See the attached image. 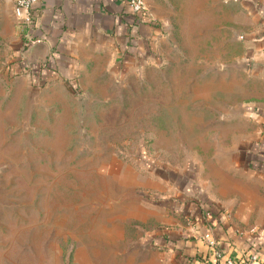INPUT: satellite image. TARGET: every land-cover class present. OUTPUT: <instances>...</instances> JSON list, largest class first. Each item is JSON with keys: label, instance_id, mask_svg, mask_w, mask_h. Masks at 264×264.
<instances>
[{"label": "crops", "instance_id": "obj_1", "mask_svg": "<svg viewBox=\"0 0 264 264\" xmlns=\"http://www.w3.org/2000/svg\"><path fill=\"white\" fill-rule=\"evenodd\" d=\"M15 1L0 0V101L20 85L74 93L80 69L106 67L120 79L131 68L176 64L172 0H145L143 15L127 0H39L27 33L45 50L30 52ZM250 1L261 31L248 34L245 54L215 73L209 91L193 94L198 108L188 120L182 113V143L155 141L165 159L143 147L134 161L110 159L99 174L102 199L72 207L63 238L73 247L61 253L68 264H208L215 250L221 261L257 251L264 264V0ZM31 62L43 70L36 80Z\"/></svg>", "mask_w": 264, "mask_h": 264}, {"label": "rangeland", "instance_id": "obj_2", "mask_svg": "<svg viewBox=\"0 0 264 264\" xmlns=\"http://www.w3.org/2000/svg\"><path fill=\"white\" fill-rule=\"evenodd\" d=\"M172 2L176 64L131 68L120 79L106 67L80 69L77 93L20 85L0 101V264H68L61 253L73 247L63 238L72 207L102 199V164L134 161L141 147L165 159L155 141L182 143V113L188 120L198 108L193 94L209 91L263 25L254 1Z\"/></svg>", "mask_w": 264, "mask_h": 264}, {"label": "built area", "instance_id": "obj_3", "mask_svg": "<svg viewBox=\"0 0 264 264\" xmlns=\"http://www.w3.org/2000/svg\"><path fill=\"white\" fill-rule=\"evenodd\" d=\"M39 0H16L14 5V14L17 20V24L21 28L22 35L24 36V49H28L30 45L34 42L38 41L27 33L28 29L32 27L33 23V14L32 10L35 5L38 3ZM128 7L132 13L135 14H144L146 11V4L145 0H127ZM36 66L35 63L31 62L29 64V69L32 70ZM208 238V243L210 245L214 244V240ZM222 253L219 250H215L214 258L208 264H256L258 262V253L254 251L250 253L245 259L243 260H234L231 257H226L223 261L222 260Z\"/></svg>", "mask_w": 264, "mask_h": 264}, {"label": "trees", "instance_id": "obj_4", "mask_svg": "<svg viewBox=\"0 0 264 264\" xmlns=\"http://www.w3.org/2000/svg\"><path fill=\"white\" fill-rule=\"evenodd\" d=\"M263 13V12H262ZM31 73H32V76L35 78L37 77H41L42 74H43V70L41 67H39L38 65L34 67V69L31 70ZM77 83L73 80V79H70V87L72 89V91L74 93H77L79 90H78V87L76 85Z\"/></svg>", "mask_w": 264, "mask_h": 264}, {"label": "water", "instance_id": "obj_5", "mask_svg": "<svg viewBox=\"0 0 264 264\" xmlns=\"http://www.w3.org/2000/svg\"><path fill=\"white\" fill-rule=\"evenodd\" d=\"M38 49V48H44V50H45V45H44V42H42L41 40H38V41H36V42H34L32 45H30L29 46V48L27 49L29 52L30 51H33V50H35V49ZM27 51V52H28ZM28 52V53H29ZM47 58V54H45V57L43 58V59H46Z\"/></svg>", "mask_w": 264, "mask_h": 264}]
</instances>
